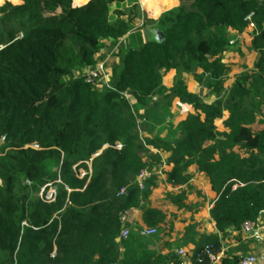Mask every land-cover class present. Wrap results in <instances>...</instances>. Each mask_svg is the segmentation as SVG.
Returning <instances> with one entry per match:
<instances>
[{
    "label": "trees",
    "instance_id": "trees-1",
    "mask_svg": "<svg viewBox=\"0 0 264 264\" xmlns=\"http://www.w3.org/2000/svg\"><path fill=\"white\" fill-rule=\"evenodd\" d=\"M122 1L73 7L72 0H6L0 6V138L8 148L0 154L2 264L180 262L175 253L139 252L134 240L121 239L122 230L132 226L122 216L131 210H142L147 224L165 219V212L145 207L157 187L156 165L172 166L166 180L175 187L189 183L193 165L208 177L216 195L210 210L215 234L195 251L210 243L218 250L229 230L264 218V0H181L156 20L163 37L151 31L145 42L137 41L139 33L129 34L139 15L135 10L127 20L111 21L113 3ZM249 16L257 60L252 70L236 74L222 97L207 102L185 79L165 86V71L199 69L221 91L230 44L225 31L243 32ZM125 38L129 44L117 47ZM105 46H116L121 55L112 69L114 89L96 88L86 75H76L100 64ZM155 97L159 105L178 99L192 109L173 141L141 136L139 109ZM258 120L261 128L254 131ZM103 142L110 146L94 159L92 175L78 178L75 164L101 150ZM117 142L120 149L113 147ZM61 160L60 173L49 168ZM145 170L141 189L138 177ZM59 180L53 202L35 198L38 186ZM170 199L181 208L186 192ZM239 261L226 254L220 264Z\"/></svg>",
    "mask_w": 264,
    "mask_h": 264
},
{
    "label": "rangeland",
    "instance_id": "rangeland-1",
    "mask_svg": "<svg viewBox=\"0 0 264 264\" xmlns=\"http://www.w3.org/2000/svg\"><path fill=\"white\" fill-rule=\"evenodd\" d=\"M8 1L12 2L13 4H18L17 0ZM5 2L6 0H0V6H2ZM137 9V7H133L131 10H135L137 13ZM138 14L140 15L139 12ZM130 16L131 14L129 15L128 19ZM133 18L134 19L132 23H134V29H139L142 27L144 28V26L140 27L141 25L137 23L139 20L143 22L141 17L139 18V16H136L135 14ZM145 24H147V31L151 30L159 39L163 37V33L159 29H155L156 21L152 20L150 22H145ZM225 34L228 40L233 41L234 44H229L230 53L223 58L225 64L227 65V70L223 82L224 88H222L221 91L214 90V88L209 85L208 78L204 76L203 79L199 72L187 74L183 73L182 71L175 72V79H185L189 88L193 92L202 95L204 100L207 102H213L215 99L222 97L224 95L225 89L229 88L236 74L244 70H252L257 60V55L251 48V42L253 38V29L251 27L248 26L245 30H243V32L240 33L228 29L225 31ZM115 49L116 46H105V48H102L99 51V62L104 63L106 66L107 73L111 80L109 83L110 86H112L113 82L115 81L113 79L112 69L114 66H118L121 60V55H117L115 53ZM87 70L88 68L81 69L79 72H76V75L85 76ZM102 84L104 85V88H107V82L105 80H103ZM127 98L133 104L134 101L132 97L127 95ZM159 100V97H155L154 101L148 107L139 109V119L141 118L139 120L141 136L160 137L168 141H173L176 137L181 135L179 131L180 121L184 119L192 109L188 105L182 106L176 103L178 102L177 99H175L171 105L166 104L165 101L159 105L157 103ZM218 128L219 131L224 130L221 123L218 124ZM252 128L254 131L259 130L261 128V122L258 120L252 126ZM109 146L110 145L107 142H103L101 150L90 155L88 160L79 161L77 164H75L73 167L75 175L80 179L84 178L87 174H89L90 177L93 173L92 164L94 159L97 158L103 152V150L107 149ZM32 147L37 148L36 145H32ZM113 147L120 149L121 144L117 142ZM7 150L8 148L4 147L3 140L0 138V154ZM236 150L239 154L244 155V151L242 149L236 148ZM144 157L146 162L150 164L151 156L149 153H146ZM82 163L86 167L80 165ZM63 164V160L60 162H51L49 164V168L53 171L57 170L60 173ZM78 165L82 167H78ZM158 167L160 166L156 165L154 170L156 171ZM197 179L199 180V186L202 187L204 178L199 176ZM57 182V184L49 182L38 186L35 193V198L45 203L53 202L59 192L58 185L60 184V180ZM192 184L194 187L192 186L189 201L184 202L185 206L178 208L171 202L168 207V213H166L165 219L162 223L147 224L143 222L142 225H132L129 227L130 235L126 241L134 240V243H136L135 248L138 249L139 252L141 250H145L155 254H174L175 250L178 248L183 247L185 249H190L192 246L194 248L191 249V251H193L197 249V247L205 244L207 238L215 234L213 233L215 229L212 227V218L208 211V204L213 202V195L211 193L205 192L203 188L195 189L194 183ZM2 185L3 183L0 179V187ZM195 197H199L200 199L204 197V203H194L192 200H194ZM151 200L153 202V207L151 205ZM151 200L149 201L150 203L145 204L146 208L147 206L155 208L154 206L157 205L155 195ZM199 216L202 219L199 220ZM258 227L260 228V233L256 237H252L250 232L245 230H229L225 234L222 241V247L225 250V255L238 253L236 255L240 257L243 255L254 254L258 258V264H264V218L263 222L260 223ZM149 228H155L157 230L156 234L152 237H147L145 234V230ZM4 259L5 254L0 248V264H2Z\"/></svg>",
    "mask_w": 264,
    "mask_h": 264
},
{
    "label": "crops",
    "instance_id": "crops-1",
    "mask_svg": "<svg viewBox=\"0 0 264 264\" xmlns=\"http://www.w3.org/2000/svg\"><path fill=\"white\" fill-rule=\"evenodd\" d=\"M88 1L89 0H72V6L73 7L81 6V5L86 4ZM17 2H18V4H20V3H22V0H17ZM180 4H181V0H124L122 2H114L113 6L111 8L110 19H111V21H115L117 19H126L127 20L130 13H132L134 11L131 9L133 7H137L138 8L137 14H138V12L140 13V15H138V16H139V18L141 17V19L143 21V22H141L139 20L137 23L141 25L140 27L144 26V28L143 27L139 28V29L135 28L132 31H130L129 34L139 33L140 35L138 34L136 36L137 41L142 38V41L145 42V41H148L150 36L152 35V32H150L151 30L147 31V24H145V22H150L152 20L156 21L157 19H159V17L164 12L169 11L171 9H174V8L178 7ZM118 12H122V13L119 14ZM148 20H150V21H148ZM155 29H157V28H155ZM138 36H139V38H138ZM129 40H130L129 38H125V39L121 40L120 42L117 43V47L119 45H121V43H123V42L126 45H128ZM229 53H230V51L228 50L224 54V56L226 57V55H229ZM253 68H254V66H253ZM175 72H176V70H169L167 72L166 71L164 72V84L168 89L173 87V85L175 83ZM198 72H200L199 69L195 73H198ZM177 101L178 102H176V103L182 105L178 99H177ZM182 106H185V105H182ZM226 117H227V115H225V118ZM171 169H172V166L164 164V165H161L160 167H158L156 171L154 170V173L158 174L159 178L156 180L157 187L153 190V193L149 197V199L147 200L148 201L147 203H150L149 201L155 195L157 205L154 207L158 210H161L165 213H168L167 211L169 210L168 207H169V204L171 203L170 197L172 196V194L177 195L183 190L186 192V200L185 201H189L190 193L192 191V186H193L192 183H194L195 189L203 188L205 192L211 193L213 195L212 199L214 202L216 195L211 190V185L209 183L208 177L206 176L205 173L198 171V169L195 165H193L189 168V174H190L191 179H190L189 183L187 185H185L184 187H178V186L175 187V186H172V184L167 182L166 173L169 172ZM199 176L204 178V181L202 183V187L199 186V183H198L199 180L197 178ZM199 199H200L199 197H195L194 200H192V201H194V203H196V204H203L205 198L203 197L200 200ZM213 202L211 204H208L209 214H210L211 208L213 207ZM152 203L153 202L151 200V205H152ZM152 207H153V205H152ZM200 215H202V214H200ZM127 217H128V222H130L133 226L142 225V223H143V211L140 209L129 211L127 213ZM200 219H202V218H200V216H199V220ZM262 222H263V220H260L259 223H257V225H260V223H262ZM212 227L215 229L213 220H212ZM213 233H215V231ZM193 248L194 247L192 246V247H190V249L189 248L188 249H189V251H191V249H193ZM166 252H168V251H166ZM224 252H225V250H224ZM236 254H238V253H236Z\"/></svg>",
    "mask_w": 264,
    "mask_h": 264
},
{
    "label": "built area",
    "instance_id": "built-area-1",
    "mask_svg": "<svg viewBox=\"0 0 264 264\" xmlns=\"http://www.w3.org/2000/svg\"><path fill=\"white\" fill-rule=\"evenodd\" d=\"M250 21L249 27L254 28V24L251 22V16L247 18ZM230 45L234 44L233 41L229 42ZM1 48V47H0ZM105 80L107 82L106 87L114 89V86H110V78L106 70L104 63L98 64L95 68H90L86 73V81L92 84L96 88H104L102 82ZM149 175L148 171H143L138 177V182L141 189H145V179ZM126 194L125 190L121 192ZM122 221H128L127 213L122 216ZM243 230L250 232L252 237L258 236L260 233V228L257 224L246 223L243 227ZM157 230L155 228H149L145 230L147 237H152L156 234ZM130 235V228L125 227L121 232V239H127ZM175 254L179 257L180 262L174 264H194L195 261L198 263H204L208 259V264H220L221 259L225 256L223 247L216 249L214 244H206L199 251H189L183 247L175 250ZM116 264V263H115ZM239 264H258V258L254 254H248L240 256Z\"/></svg>",
    "mask_w": 264,
    "mask_h": 264
}]
</instances>
